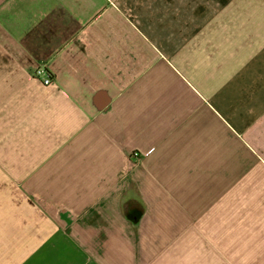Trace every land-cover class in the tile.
<instances>
[{
  "label": "crops",
  "instance_id": "crops-1",
  "mask_svg": "<svg viewBox=\"0 0 264 264\" xmlns=\"http://www.w3.org/2000/svg\"><path fill=\"white\" fill-rule=\"evenodd\" d=\"M0 264H264V0H0Z\"/></svg>",
  "mask_w": 264,
  "mask_h": 264
},
{
  "label": "built area",
  "instance_id": "built-area-1",
  "mask_svg": "<svg viewBox=\"0 0 264 264\" xmlns=\"http://www.w3.org/2000/svg\"><path fill=\"white\" fill-rule=\"evenodd\" d=\"M37 76H41L43 74H45V70L44 69H39L36 73H35ZM44 83L45 84H50L51 83V79L49 77H47L45 80H44ZM135 157H137V154L134 155Z\"/></svg>",
  "mask_w": 264,
  "mask_h": 264
}]
</instances>
